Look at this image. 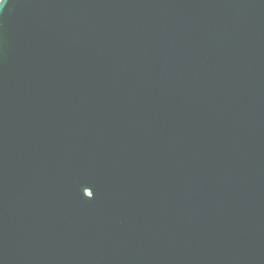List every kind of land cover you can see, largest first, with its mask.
<instances>
[{
	"label": "water",
	"instance_id": "95a60500",
	"mask_svg": "<svg viewBox=\"0 0 264 264\" xmlns=\"http://www.w3.org/2000/svg\"><path fill=\"white\" fill-rule=\"evenodd\" d=\"M0 264H264V0H0Z\"/></svg>",
	"mask_w": 264,
	"mask_h": 264
}]
</instances>
